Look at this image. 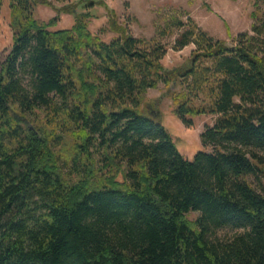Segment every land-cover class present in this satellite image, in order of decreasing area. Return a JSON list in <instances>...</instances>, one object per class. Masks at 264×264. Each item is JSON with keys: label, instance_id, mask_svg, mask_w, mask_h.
<instances>
[{"label": "trees", "instance_id": "trees-1", "mask_svg": "<svg viewBox=\"0 0 264 264\" xmlns=\"http://www.w3.org/2000/svg\"><path fill=\"white\" fill-rule=\"evenodd\" d=\"M8 1L0 264H264V15L237 44L177 21L173 48H195L166 67V48L135 37L104 0ZM40 4L58 15L39 22ZM79 4L105 7L101 30L116 36L92 33ZM61 13L74 24L51 30ZM161 83L184 124L214 116L201 136L211 150L186 157L144 114ZM67 144L71 154L55 150ZM225 227L242 231L212 238Z\"/></svg>", "mask_w": 264, "mask_h": 264}, {"label": "rangeland", "instance_id": "rangeland-1", "mask_svg": "<svg viewBox=\"0 0 264 264\" xmlns=\"http://www.w3.org/2000/svg\"><path fill=\"white\" fill-rule=\"evenodd\" d=\"M79 1L82 0H69L72 3ZM104 2L109 8L115 10L119 22L126 25L135 37L157 41L166 48L167 53L162 60L166 67L183 63L195 48L194 44L179 51L173 48L174 39L178 33L177 25L174 24L177 21L186 22L190 18L214 39L237 44L240 33H253L255 11L259 12L260 17L264 15V0H104ZM78 11H89L91 14L87 24L92 33L98 34L105 41H110L116 36L114 32L107 30L108 28L105 31L101 30L108 25L105 7L96 5L84 8L82 4H79ZM11 12L9 1L4 0L0 9V69L12 45ZM34 13L35 18L41 23H47L58 15L55 8L42 4L35 7ZM74 22V15L61 13L57 24L50 29L70 28ZM28 82V80L25 81L26 84ZM167 92V87L162 83L157 88L148 90L142 105L144 114L153 116L156 121L166 127L181 153L186 157L193 158L199 149L211 150L212 146H202L201 136L205 128L214 123V116H196L193 118V126L184 124L175 115L172 97L168 96ZM57 134L63 135L64 132L59 128ZM67 139L68 142L70 138ZM68 145L57 146L55 150L61 151L63 147V154L66 151L70 153ZM252 181L256 180L253 178ZM197 216V212H190L188 215L192 220ZM241 231V229L225 227L218 229L212 238L227 240Z\"/></svg>", "mask_w": 264, "mask_h": 264}]
</instances>
